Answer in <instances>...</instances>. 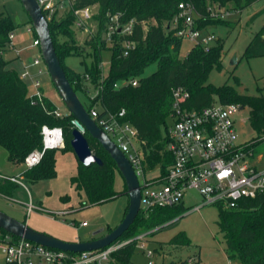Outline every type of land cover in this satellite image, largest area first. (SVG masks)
Returning a JSON list of instances; mask_svg holds the SVG:
<instances>
[{"label":"trees","instance_id":"trees-1","mask_svg":"<svg viewBox=\"0 0 264 264\" xmlns=\"http://www.w3.org/2000/svg\"><path fill=\"white\" fill-rule=\"evenodd\" d=\"M255 1L257 0H78L77 7L98 6L93 17L97 30L84 44L74 36L72 25L75 17L71 12L59 19L54 15L48 23L61 65L79 97L87 94V82L98 89L96 96L90 98L89 105L82 101L88 111L96 108L100 117H104L111 113L118 116L121 110H125V114L118 116V119L136 129L145 171L158 168L164 177L174 161L169 149L171 137L167 120L173 117L176 89L181 88L188 93L182 103L187 109H201L216 101L223 104L240 103L249 107L252 127L257 132L264 127V94L248 95L240 93L228 83L217 86L209 82L210 72L223 68V40L217 39L210 46L196 43L181 58L179 49L183 38L177 35L183 26V18L179 17L181 3H189L194 7V27L201 30L210 25L231 24L220 15L211 17L214 10L219 13L230 2H234L237 9H244ZM115 15H118L121 27L132 22L133 30L128 34L115 30L111 34L109 46V39L104 35L109 32L111 17ZM176 19L177 25L174 24ZM29 23L32 25L30 17ZM171 24L175 25L174 29H171ZM15 29L12 18L1 13L0 51L6 50L10 34ZM33 33L37 37L34 27ZM126 42L134 45L128 54H125ZM106 49L111 51V66L110 74L103 77L102 53ZM69 55L92 57V64L86 67L84 75L65 63V57ZM260 56H264V25L244 52L246 58ZM152 62H157L158 68L152 74L143 76L146 66ZM133 78L139 81L136 86L130 82ZM120 81L127 82L118 86ZM56 110V104L45 94L42 100L30 96L28 86L19 71L8 67V61L0 55V145L8 151L13 162L24 163L31 152L42 149L44 125L61 127L65 140L62 149L72 150L74 116L69 112L57 116ZM85 135L92 151L103 160L101 165L92 163L85 166L80 162L78 173L73 177L77 189H83L87 195L85 205L99 204L121 193L127 194L125 181L124 190L120 192L115 189L116 174L119 172L115 161L97 140L87 132ZM55 150H47L39 164L28 168L21 175L31 181L55 177ZM11 177H0V194L12 196L18 182L11 180ZM183 211L184 203L171 207L156 206L152 210L141 209L131 227L115 243L157 227L161 229ZM218 226L230 255H238L243 264H264V195L240 199L234 208L220 206ZM0 229L4 234H9ZM12 237L13 240L20 238L15 235ZM170 243L187 246L191 240L186 233L179 232ZM136 244L133 240L118 248L108 263L129 264ZM190 262L184 261V264H194ZM200 262L199 258L195 263L201 264Z\"/></svg>","mask_w":264,"mask_h":264},{"label":"rangeland","instance_id":"rangeland-1","mask_svg":"<svg viewBox=\"0 0 264 264\" xmlns=\"http://www.w3.org/2000/svg\"><path fill=\"white\" fill-rule=\"evenodd\" d=\"M97 12L98 6L93 8ZM222 19L231 22L230 25H210L201 29L202 37L208 34L214 39L208 45L215 44L217 39L224 43L225 56L223 68L213 69L209 74V82L221 86L228 83L234 86L240 93L248 95L264 94V56L246 58L244 52L255 34L264 25V0H257L249 7L237 9L234 2H230L219 10ZM9 15L15 23L13 31L16 49L20 50L21 56L16 57V50L6 47L2 56L8 61V67H13L22 75L25 71L31 72L41 80L43 93L51 98L59 110L64 113L68 109L55 88L51 76L45 67L43 74L38 73V66H32L35 55L40 52V47H32L35 38L30 31L29 15L21 0H0V14ZM59 12L57 19L66 16ZM211 17H218L214 10ZM175 25L171 24V29ZM72 30L76 39L85 43L97 30V23L92 20L88 24V30L79 28L73 23ZM108 38V35H104ZM104 37V38H105ZM111 46V40H107ZM196 44L195 41L185 37L182 39L179 56L185 57L188 51ZM26 47L21 52L20 48ZM30 58L29 67L21 66V62ZM84 60V61H83ZM65 63L74 71L84 75L86 67L92 64V57L85 58L76 55L65 57ZM111 51L106 49L102 53V76L110 74ZM158 68L157 62L149 63L143 76L152 74ZM28 86L30 96L36 94L31 77L24 78ZM123 81L118 82L122 86ZM87 94H81V100L90 104V98L96 96L98 89L88 83ZM250 110L245 106L235 116V126L239 142H245L257 135V131L250 123ZM174 117H169L167 123L169 128L174 125ZM114 138V136H113ZM116 141V140H115ZM135 146L140 147L137 139H133ZM141 148V147H140ZM57 175L51 178L31 181L20 178L21 183L15 187L12 196L0 194V210L24 221L31 228L50 234L56 238L77 242L92 239L93 237L106 234L115 228L124 218L129 203L126 193L99 204H87V195L83 189H77L73 177L78 173L79 160L73 150L58 148L55 150ZM28 168L25 163H15L9 158L8 151L0 145V177L20 176ZM159 171V169H155ZM153 172V170H152ZM152 172L150 174H152ZM140 183H144V177H140ZM115 189L124 190V178L117 172ZM202 196L197 191H192L184 199V211L175 219L165 223L161 229L154 228L146 231L144 240H138L134 236L120 243L136 241L134 254L129 264H184V261L195 262L200 258L201 264H243L238 255H230L223 233L218 226L220 206L217 204L204 205L194 209L200 204ZM32 203L33 207L30 208ZM86 222V225H81ZM101 230L100 233L95 234ZM179 232H184L191 240L190 245L178 246L170 243L171 239ZM138 240V241H137ZM144 243V246L142 244ZM152 252L151 255L148 253ZM4 253L0 251V264H5ZM105 264H110L106 262Z\"/></svg>","mask_w":264,"mask_h":264},{"label":"built area","instance_id":"built-area-1","mask_svg":"<svg viewBox=\"0 0 264 264\" xmlns=\"http://www.w3.org/2000/svg\"><path fill=\"white\" fill-rule=\"evenodd\" d=\"M38 2L44 14L46 13L45 17L48 21L61 11L64 15L71 12L75 17L76 25L84 30H88V24L94 20L96 13L93 10L95 5L77 7L78 0H38ZM180 8L179 17L183 18V26L177 35L209 46L208 42L214 37L211 34L202 37L200 29L194 27V7L189 3H181ZM217 14L220 15V12ZM174 22L177 25V19ZM28 29L33 31L32 25H29ZM117 29L126 34L132 33V22L121 27L118 15L112 16L107 33L109 40L111 34ZM14 38L15 35L12 32L9 44L19 55L20 50L16 49ZM31 46L40 47L38 37L35 36ZM126 47L125 54H128L129 49L134 45L126 42ZM2 52L0 51V55ZM43 61L40 50L32 61L33 65L39 67V74H43L46 69L41 66ZM21 76L22 78L31 77L36 90L33 96L42 100L44 93L41 80L28 70ZM130 82L134 86L139 83L137 78L131 79ZM187 96L188 93L181 88L174 92L175 122L170 128L169 146L174 161L168 167L164 177L160 172L154 177H149L148 172L145 171L141 148L135 146L133 142L134 138L137 139L136 129L118 119V116L125 114V110H121L118 116L111 113L104 117H100L96 108L90 111V115L98 125L114 141L116 140L115 142L130 160L138 178L144 177V183H140L141 209L152 210L156 206L171 207L184 203L186 195L192 191H197L202 196L200 204L194 209L210 204H217L222 208H234L240 199L264 195V127L252 139L239 142L235 116L245 106L240 103L223 104L216 101L201 109H187L182 105ZM55 114L63 115L58 108ZM42 133L43 147L26 157L24 163L27 168L39 164L47 150L65 146L61 127L44 125ZM10 179L21 183L19 176H13ZM29 206L32 208V203ZM81 225H86V222ZM144 238L145 234L137 237L138 240H144ZM129 242L130 240L124 243L117 242L102 249L73 253L49 248L22 237L13 240L11 234H4L0 229V251L4 253L7 264H105L110 261L112 254L118 248ZM148 254L151 255L152 252Z\"/></svg>","mask_w":264,"mask_h":264},{"label":"water","instance_id":"water-1","mask_svg":"<svg viewBox=\"0 0 264 264\" xmlns=\"http://www.w3.org/2000/svg\"><path fill=\"white\" fill-rule=\"evenodd\" d=\"M21 2L40 40L41 54L51 80L64 101L68 112L74 116V129L71 139L72 150L83 165L89 166L92 163L101 165L103 164V160L92 151L85 133L87 132L92 138L97 140L115 161L120 174L123 176L127 187L129 203L124 218L115 228L106 234L84 241H65L50 234L37 231L28 226L26 222L20 221L2 210H0V228L11 235L66 252L77 253L105 248L119 240L131 227L140 213L142 198L140 180L126 154L90 115V112L70 83L56 52L48 20L38 0H21ZM100 232L101 230L95 234Z\"/></svg>","mask_w":264,"mask_h":264},{"label":"crops","instance_id":"crops-1","mask_svg":"<svg viewBox=\"0 0 264 264\" xmlns=\"http://www.w3.org/2000/svg\"><path fill=\"white\" fill-rule=\"evenodd\" d=\"M18 45V44H17ZM16 44H15V47L17 46ZM21 49V52L24 50V49H26V47H23V48H20ZM15 51V50H14ZM2 55V54H1ZM21 56V53L18 55L17 54V52H16V57H20ZM21 66H24V67H26L27 68V66L29 67V65H27V64H30V58L29 57H26L21 63ZM32 64V63H31ZM32 66H35V65H33L32 64ZM11 68H13V67H11ZM34 76V75H33ZM36 77V76H35ZM62 113H64L62 110H60ZM152 171H149L148 172V176L149 177H154V176H156V174H158L159 172H160V170L159 171H156V170H153V172H152V174H150ZM19 174H16V175H12V177L13 176H18ZM20 178L22 177V175H20L19 176ZM128 208V207H127Z\"/></svg>","mask_w":264,"mask_h":264},{"label":"flooded vegetation","instance_id":"flooded-vegetation-1","mask_svg":"<svg viewBox=\"0 0 264 264\" xmlns=\"http://www.w3.org/2000/svg\"><path fill=\"white\" fill-rule=\"evenodd\" d=\"M98 237V236H97ZM93 238H96V237H93Z\"/></svg>","mask_w":264,"mask_h":264}]
</instances>
